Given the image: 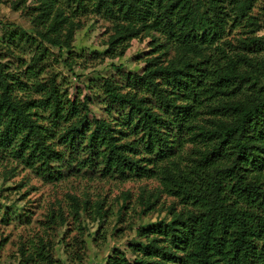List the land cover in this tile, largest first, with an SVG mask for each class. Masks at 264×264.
I'll return each instance as SVG.
<instances>
[{
  "label": "trees",
  "instance_id": "1",
  "mask_svg": "<svg viewBox=\"0 0 264 264\" xmlns=\"http://www.w3.org/2000/svg\"><path fill=\"white\" fill-rule=\"evenodd\" d=\"M35 1L34 35L3 24L6 41L31 53L17 66L0 59V155L50 182L80 171L156 178L182 204L137 229L131 260L114 247L99 264H264V33L256 34L264 3L253 13L256 0ZM87 12L112 21L103 57L122 56L132 39L157 31L195 53L163 61L154 44L140 73L101 79L113 108L88 119L85 96L70 99L54 74L40 76L51 54L44 43L69 50ZM227 25L240 28L235 42L222 39ZM181 134L192 145L186 155ZM70 200L76 214L84 203ZM44 220L49 227L64 218L52 210ZM51 250L38 237L27 258L60 264Z\"/></svg>",
  "mask_w": 264,
  "mask_h": 264
},
{
  "label": "rangeland",
  "instance_id": "2",
  "mask_svg": "<svg viewBox=\"0 0 264 264\" xmlns=\"http://www.w3.org/2000/svg\"><path fill=\"white\" fill-rule=\"evenodd\" d=\"M35 2L24 0L23 5L13 8L10 1L0 0V59L10 66L26 63L31 52L9 44L3 24L12 23L34 35L29 14ZM263 3L256 0L251 11L256 13ZM79 20L81 25L73 31L69 50L59 51L44 43L51 54L40 76L54 74L70 99L85 96L88 119L109 117L113 108L107 109L99 88L101 79L117 81L119 71L140 73L142 60L154 44L161 45L155 55L162 52L163 61H176L181 53L184 57L195 53L181 49L173 37L157 31L140 40L132 39L122 56L109 59L103 57V41L111 31L112 21L94 12H87ZM260 24L256 34L264 33V20ZM240 35L238 26L227 25L222 39L235 42ZM63 59L70 61V67ZM177 141L179 154L186 155L192 146L188 134H181ZM72 197L84 203L76 214L72 212ZM169 206L179 210L182 204L162 192L156 178L119 180L80 171L50 182L0 155V264H36L27 257L29 246L38 237L51 241L52 257L60 264H99L114 247L131 260L128 246L140 239L137 229L168 217ZM52 210H60L64 220L46 227L45 214Z\"/></svg>",
  "mask_w": 264,
  "mask_h": 264
}]
</instances>
